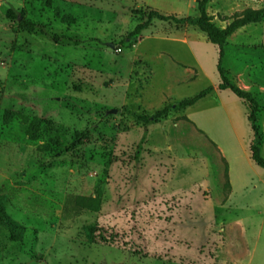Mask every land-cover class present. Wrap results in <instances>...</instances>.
Returning a JSON list of instances; mask_svg holds the SVG:
<instances>
[{"label":"rangeland","instance_id":"1","mask_svg":"<svg viewBox=\"0 0 264 264\" xmlns=\"http://www.w3.org/2000/svg\"><path fill=\"white\" fill-rule=\"evenodd\" d=\"M146 7L198 15L196 0H0V195L25 228L13 240L0 227V264H264V168L245 104L225 89L139 118L219 81L196 27L166 36L174 25L153 21L127 37ZM248 8L264 0L206 5L220 28ZM223 67L259 101L264 159V13L226 39ZM6 110L51 125L31 133Z\"/></svg>","mask_w":264,"mask_h":264},{"label":"trees","instance_id":"2","mask_svg":"<svg viewBox=\"0 0 264 264\" xmlns=\"http://www.w3.org/2000/svg\"><path fill=\"white\" fill-rule=\"evenodd\" d=\"M48 6H51V0H41ZM210 0H196V9L198 12L197 16H177L175 14H166L160 12L159 10L151 7L139 8L132 10V14L138 15L140 22L137 23L134 28L127 34L130 39L134 36L140 35L144 30H146L153 21H159L165 24H173L175 29L169 32L166 36L173 35L181 27L193 26L205 34L207 40L216 46L217 48V61L216 70L219 76V81L217 88L219 90H230L238 99H240L247 108L246 119L249 123L250 129L252 131V138L249 144L250 159L252 162L261 168H264V159L260 154V147L263 141V135L261 132L260 124L258 123V113L260 110L259 101L256 96L240 87L234 83L230 77L229 72L223 67V59L225 55L226 39L231 36L237 29L250 24L258 23L263 19V9H245L238 15H235L232 20L225 25V27L220 28L212 20L213 17L209 15L206 11V5ZM55 14L58 15V10L55 9ZM6 17L8 19H17L18 27L20 29L32 32L34 30V22L26 19L23 12L15 14L11 10L6 11ZM213 90V86H208L201 91H199L195 96L191 98L182 99L173 104H166L161 109L156 110L151 115H141L139 118L144 122L155 121L164 117L171 111H181L186 107L192 106L199 99L203 98ZM18 120L21 124L27 125L31 133L36 131L41 123L46 125H51V122L41 120L40 118L33 117L22 114L20 112H14L6 110L3 113V122H10L12 120ZM79 137L83 139L87 137L84 132L78 133ZM86 207L96 210L99 206V195L97 197L90 198L88 203L85 204ZM0 227L6 229L13 240H20L23 237L25 228L20 223L15 221L5 210L4 207V196L0 195Z\"/></svg>","mask_w":264,"mask_h":264},{"label":"crops","instance_id":"3","mask_svg":"<svg viewBox=\"0 0 264 264\" xmlns=\"http://www.w3.org/2000/svg\"><path fill=\"white\" fill-rule=\"evenodd\" d=\"M187 5V7L189 6V4L187 3L186 4ZM190 7V6H189ZM182 42L184 43V44H187L188 43V41H187V39H185V38H182ZM167 53V52H166ZM168 57L170 58V56L168 55ZM174 63H176L177 65L180 63L179 61H175ZM192 72H193V70H192ZM215 91V93L218 95L219 94V92L218 91H222V90H219L218 88H217V85L216 86H213V90L209 93V94H211V93H213ZM214 93V94H215ZM208 95V94H207ZM205 97V96H204ZM203 97V98H204ZM202 99V98H201ZM200 100V99H199Z\"/></svg>","mask_w":264,"mask_h":264}]
</instances>
